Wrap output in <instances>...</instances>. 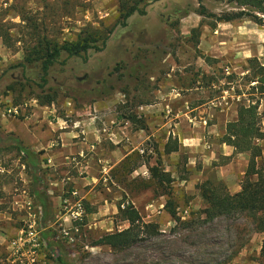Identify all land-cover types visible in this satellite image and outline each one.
I'll return each mask as SVG.
<instances>
[{"label": "rangeland", "instance_id": "obj_1", "mask_svg": "<svg viewBox=\"0 0 264 264\" xmlns=\"http://www.w3.org/2000/svg\"><path fill=\"white\" fill-rule=\"evenodd\" d=\"M202 7L217 15L241 10L235 0H147V13H136L126 26H117L103 50H89L86 59L64 52L45 83L40 63L24 62V42L31 46L47 40L62 43L76 39L83 28L112 23L118 14L117 0H0V264H58V256L74 264H261L264 233L257 232L244 214L204 221L206 204L200 195V182L193 183V195L179 183L178 177L190 174L184 154L180 161L184 168H169L174 173L171 189L179 219L170 221L168 213L147 217V204L163 202L166 197H159L161 188H145L139 179L133 184L132 199L141 215L158 224L159 230L145 231L144 240L130 248L95 246V241L109 232L107 221L99 226L94 222L101 220L87 217L84 223H72L64 221V202L51 201L46 216L38 202L25 203L20 172L26 159L1 112L7 105L30 98L41 100L51 93L63 117L66 103L71 102L72 107L92 104L98 117L120 118L122 103L126 111L135 109L140 120L154 117L161 121L167 116L171 128L177 129V111L183 100L171 103V113L158 103L169 98L172 88L199 84L204 88L182 95L196 101L222 96L221 104L229 107L230 116L231 104L239 93L251 89L247 88L248 78L231 71V62H210V56L195 44L192 30L203 23L210 32L215 19L200 15ZM242 20L251 19L246 16L235 21ZM232 29L223 28L218 35L229 38ZM206 61L214 64L215 74L199 77L201 71L210 70ZM248 64L250 68L257 66L256 61ZM212 79L217 87L205 88L212 85ZM148 101L155 109L138 110L140 103ZM18 119L24 122L22 116ZM128 128L133 129L132 125ZM210 179L218 180L214 174ZM114 224L111 231L125 228L120 214Z\"/></svg>", "mask_w": 264, "mask_h": 264}, {"label": "crops", "instance_id": "obj_2", "mask_svg": "<svg viewBox=\"0 0 264 264\" xmlns=\"http://www.w3.org/2000/svg\"><path fill=\"white\" fill-rule=\"evenodd\" d=\"M226 27L233 28L231 37L220 38V30ZM197 45L202 53L210 56V62L220 59L229 61L232 63L231 71L242 77L248 78L250 74L249 59L257 58L264 66V26L251 20L218 22L215 27H211L210 32L202 23ZM206 64L210 70L201 71L199 77H204L205 73L215 74L214 64L207 61ZM211 84L205 88L214 89L218 85L214 79ZM258 86L257 80L247 79V88L251 90L239 93L238 100L231 104L234 107L230 116L229 107L221 104L222 96L196 101L189 95H182L204 88L199 87V84L195 87L172 88L169 98L162 99L158 104L171 113V103L183 100L177 111L180 117V121L175 123L177 129L171 128V120L167 116L162 117L161 121L154 117L147 121L140 120L135 109L126 111L122 103L119 105L121 116L114 119L98 117L95 114L97 108L87 103L84 104L85 108L80 105L73 108V104L67 102L64 117L58 114L55 102L41 104L38 99L32 98L20 115L6 112L9 106L20 103L7 105L1 111L5 124L31 156L24 157L20 150L26 159L21 164L20 172L25 203L31 205V201L38 202L42 209L40 212L46 216L42 203L48 207L51 201L62 204L81 199L86 210L83 221L87 217L101 220L94 222V225L99 226L103 225L101 222L107 221L111 225L106 228L107 231L114 232L111 230L115 228L114 222L120 214V208L133 205L139 210L132 199L134 182L140 179L145 183V188L156 186L150 168L155 165L165 168V171H171L169 168H184L180 162L183 154L187 157L185 167L190 174L187 178L178 179L188 194H195L194 182L199 181L201 184L210 179L212 174L223 181L230 192L240 191L250 154L237 151L234 145L224 142L222 137L228 122L238 117L237 108L241 98L259 99L264 131V92H260ZM227 104L230 106V103ZM139 105L138 110L145 107L155 109V104L149 101ZM20 116L24 122L18 121ZM131 125L133 129L130 130L128 127ZM170 136L178 138L179 150L166 153L165 145ZM256 144L261 146V158L264 160V139L256 140ZM126 168L133 169L129 171ZM163 196L166 197L165 201L153 200L147 204V217L168 213L170 221H175L166 209L167 196L159 194V197ZM182 216L186 218L185 213ZM64 218L68 219L66 215ZM142 218L146 223L151 221L144 216ZM122 222L125 228L130 226L127 220L122 219Z\"/></svg>", "mask_w": 264, "mask_h": 264}, {"label": "trees", "instance_id": "obj_3", "mask_svg": "<svg viewBox=\"0 0 264 264\" xmlns=\"http://www.w3.org/2000/svg\"><path fill=\"white\" fill-rule=\"evenodd\" d=\"M235 1L241 8L237 12H225L217 15L208 12L206 8L202 7L199 14L215 18L212 27H215L218 22L235 21L246 16L264 26V0ZM117 3L118 14L112 23L102 24L101 27L83 28L76 39L64 40L62 43H52L47 40L45 43L39 42L33 46L24 42V62L29 64L39 62L42 72L41 79L47 83L50 69L57 63L64 52L69 56H82L85 58L91 49L103 50L117 26H126L128 19L136 13L141 15L147 13V0H117ZM201 25L202 23L199 28L192 30L196 45L201 36ZM254 61L257 62V66L251 68L248 79L257 80L258 87H260L259 91L264 92V66L257 58L249 59L250 63ZM55 100L56 96L48 93L39 101L41 104H52ZM237 114L236 120L228 122L227 130L222 140L234 145L237 151L249 152L250 154L248 168L241 183L242 189L232 193L221 180L207 179L199 184L200 195L206 204L203 209L204 221L210 222L220 216L230 217L241 213L251 220L257 232L264 233V160L261 158L262 148L256 144V140L264 139L262 116L259 112V99L241 98L238 102ZM131 116L133 117V114ZM19 149L23 152L24 157H31L29 151L21 143L19 144ZM178 150V138L170 136L165 145V152L171 153ZM126 169L131 171L133 168ZM150 170L152 181L156 187L162 189L161 194L167 196L166 209L175 220H178L179 217L175 211L176 202L171 189L174 181L172 172L165 171V168L159 165H155ZM39 195L41 194L39 193ZM42 206L46 213V205L42 203ZM120 215L123 220H127L130 223V226L123 230L106 233L95 241V246L109 245L114 250H122L142 242L144 240L142 234L145 231L156 233L159 230L158 224L144 222L140 211L133 205H128L123 209L120 208ZM57 261L58 264H74L68 262L63 256H58ZM261 264H264V238L261 248Z\"/></svg>", "mask_w": 264, "mask_h": 264}, {"label": "built area", "instance_id": "obj_4", "mask_svg": "<svg viewBox=\"0 0 264 264\" xmlns=\"http://www.w3.org/2000/svg\"><path fill=\"white\" fill-rule=\"evenodd\" d=\"M27 103H29V100L21 102L17 106H9L6 112L7 114L20 115L21 111L25 110V105ZM65 204L66 212L64 215H66L68 219L64 218V221H71L72 223H80V221H83L86 215V210L84 202L81 199H77L73 202L66 201ZM122 207H124V205H122ZM75 229L78 230V227L75 226ZM66 234H68V231H66Z\"/></svg>", "mask_w": 264, "mask_h": 264}]
</instances>
